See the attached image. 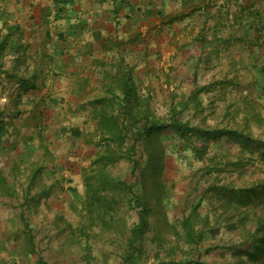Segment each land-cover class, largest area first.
<instances>
[{
	"label": "crops",
	"instance_id": "crops-1",
	"mask_svg": "<svg viewBox=\"0 0 264 264\" xmlns=\"http://www.w3.org/2000/svg\"><path fill=\"white\" fill-rule=\"evenodd\" d=\"M203 62L216 68V81L219 64L225 79L262 78L264 0H0V141L10 143L5 159H12L0 174L1 197L15 199L22 184L20 205L76 229L69 217L86 216L85 168L104 135V104L94 101L111 96L117 81L120 94L124 72L140 95L143 79L161 66L167 76ZM228 91L247 109L264 105V88ZM216 237L213 262L229 264L232 238Z\"/></svg>",
	"mask_w": 264,
	"mask_h": 264
},
{
	"label": "rangeland",
	"instance_id": "rangeland-1",
	"mask_svg": "<svg viewBox=\"0 0 264 264\" xmlns=\"http://www.w3.org/2000/svg\"><path fill=\"white\" fill-rule=\"evenodd\" d=\"M209 65V62H203L200 70L198 67L191 72H184L180 65L169 71L171 75L167 76L163 72L165 66H161L159 69L162 72L158 75L144 78L142 89L143 93L151 96L153 118L171 122L178 108L186 104L176 116L181 122L203 129L234 128L249 135L255 142L249 144L229 135L213 139L202 136V133L182 138L173 127H166L159 135L164 151L162 159H159L154 138L150 146L152 154L145 151L143 143L137 145L138 167L134 168L133 162L125 158L108 164L105 171L112 178L131 184L140 198L143 196L149 201L150 229L145 234L141 249L142 264L180 261L191 253V258L196 262L201 260L202 264H205L204 261H216L214 258L218 252L215 246L218 243L215 238L220 232L224 237L232 238L228 246L235 252H229V264H253L251 255L239 257L236 254L239 249L251 247L253 232L258 236L264 235V196L257 195L244 204L243 199L236 198L233 192L242 187L264 185V154L262 148H257L258 138H263L261 141L264 142V105L261 100H256L255 111H252L254 107L250 105L247 109L242 103L230 101L237 96V92L232 95L228 91L225 94L226 89L250 85L263 89L264 73L256 80L254 77L246 78L247 74L241 79L232 80L230 76L225 79L226 71L223 70L227 66L220 67L219 64L216 74L220 77L216 81L215 74L210 73L216 68ZM142 68L150 72L146 65ZM215 87L219 89L216 94L213 91ZM247 115L250 116L249 126L245 124ZM1 140L6 142V139ZM129 143L127 140L126 144ZM107 144L108 141H102L90 147L96 156L105 151ZM9 147L10 143L3 145L0 141V174L12 163V159H5ZM110 147H115V143L111 141ZM91 161L85 168L86 176L95 173L100 166H92ZM159 184L163 189L159 188ZM6 188V183L0 182V264H130L126 262L127 240L132 224L138 221L136 212L140 207L129 205V194L120 192L125 199L119 203L110 227L104 226L103 220L97 217V209L89 213L87 203L86 216L82 215L80 222H77L78 215L69 217L77 224L74 229L68 221L57 219L54 222L49 216H39L37 207L20 205L18 200L22 184L13 189L17 193L15 199L1 197ZM15 201L19 206L12 204ZM194 206L197 211L192 213ZM186 216H191L196 231H203L196 249L188 242L182 226ZM206 216L210 224L206 223ZM48 218L50 221H47ZM23 222L26 227L28 223L34 232L38 253L31 252L30 246H27ZM258 226L261 227L256 231ZM40 258L45 263L40 262Z\"/></svg>",
	"mask_w": 264,
	"mask_h": 264
},
{
	"label": "trees",
	"instance_id": "trees-1",
	"mask_svg": "<svg viewBox=\"0 0 264 264\" xmlns=\"http://www.w3.org/2000/svg\"><path fill=\"white\" fill-rule=\"evenodd\" d=\"M126 69L130 70L127 66ZM129 74L124 72V75L120 77L119 81L122 83L120 94H116L115 89L119 85H113L109 88L111 96H106L102 98H97L94 102L104 104V108L101 110L102 120L100 121L101 130L103 132V137L101 140L108 141L106 149L104 152H99L96 157L91 161V165L100 164L99 168L91 175H85L84 182L86 186V196L88 199L89 213L94 212L97 209V217H100L104 226L110 227L112 225L111 220L115 214L116 209L119 207V203L123 201L120 192L123 191L129 195L127 202L130 206L140 207L136 213H138V221H135L131 228L129 237L127 240V261L130 264H142L140 259L142 257L141 249L143 247V242L146 232L150 229L149 226V215L150 206L149 201L144 199L142 196L136 194L133 190L131 184L125 183L121 179H115L110 176L107 171H105L108 164H112L120 159H127L133 162L134 168L138 167L140 162L137 161V145L143 143V147L146 152H153L150 150V146L153 143L154 138L157 142V148L159 153V159H162L164 151L162 147V142L159 139V135L164 132L166 127H173V130L178 132L182 138L188 136L189 134H203L202 136H208L213 139L220 137L222 135H229V137L242 140L246 143H254L255 139L251 138L249 135L234 129V128H214V129H203L199 126H190L178 120L177 114L182 112V109L186 104H182L178 108V113H175L171 122H164L158 118H153V112L150 107L151 96L147 93H141L140 95L134 92L133 82L130 80ZM111 107L110 110H107ZM2 111H0V130L3 128ZM129 140V144L127 143ZM115 143V147H110V142ZM100 144V142H98ZM257 148H262L264 154V142L259 141ZM153 160V158L151 159ZM158 165V163H157ZM92 171V170H90ZM159 188L163 189L162 184H159ZM264 185H254L250 187H242L240 189H234V196L238 199L242 198L244 204H248L257 195L264 196ZM115 191L117 193H115ZM114 192V193H113ZM90 204V205H89ZM197 211V207L194 206L192 213ZM206 223L210 224L206 216ZM126 224V221H123ZM27 227L24 233L27 235V246H30V250L33 253H38L35 244V236L29 224L26 223ZM182 226L185 230L187 240L190 244L194 245L195 249L199 247L200 239L203 235V231H196L194 227V222L191 216H186L183 218ZM123 227V225H122ZM261 226L256 228V231ZM120 228V227H119ZM124 229V228H123ZM126 230V227H125ZM88 235V234H86ZM89 236V235H88ZM254 239L251 243L249 249H241L242 254L251 255L253 264H264V235L258 236L256 233L251 235ZM257 238V239H256ZM219 245L215 246L218 247ZM139 249V253L134 251ZM253 250V251H251ZM240 251V249H239ZM250 253V254H249ZM192 254V253H191ZM191 254L187 255L185 259L175 262H164L162 264H202L201 260L194 261L191 258ZM139 255V256H137ZM40 262L45 263L41 258Z\"/></svg>",
	"mask_w": 264,
	"mask_h": 264
}]
</instances>
